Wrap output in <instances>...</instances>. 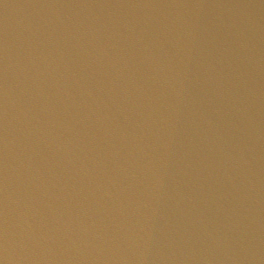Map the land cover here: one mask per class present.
<instances>
[{
    "label": "water",
    "instance_id": "1",
    "mask_svg": "<svg viewBox=\"0 0 264 264\" xmlns=\"http://www.w3.org/2000/svg\"><path fill=\"white\" fill-rule=\"evenodd\" d=\"M0 264H264V0H0Z\"/></svg>",
    "mask_w": 264,
    "mask_h": 264
}]
</instances>
